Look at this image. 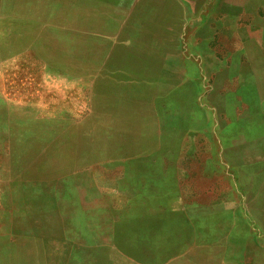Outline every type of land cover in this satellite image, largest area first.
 <instances>
[{
	"label": "rangeland",
	"instance_id": "obj_1",
	"mask_svg": "<svg viewBox=\"0 0 264 264\" xmlns=\"http://www.w3.org/2000/svg\"><path fill=\"white\" fill-rule=\"evenodd\" d=\"M0 237L264 264V0H0Z\"/></svg>",
	"mask_w": 264,
	"mask_h": 264
},
{
	"label": "crops",
	"instance_id": "obj_2",
	"mask_svg": "<svg viewBox=\"0 0 264 264\" xmlns=\"http://www.w3.org/2000/svg\"><path fill=\"white\" fill-rule=\"evenodd\" d=\"M2 230L5 231L4 228L1 229V231H2ZM9 233H10V232H9ZM10 235H12V231H11ZM6 243H7V241H6V237H0V257L5 256L6 253H7V251H6ZM10 246H11V245H10ZM8 257L11 258V251H10V254H9Z\"/></svg>",
	"mask_w": 264,
	"mask_h": 264
}]
</instances>
